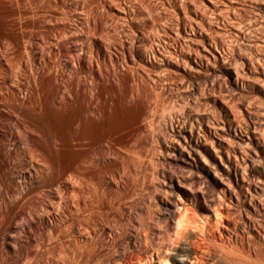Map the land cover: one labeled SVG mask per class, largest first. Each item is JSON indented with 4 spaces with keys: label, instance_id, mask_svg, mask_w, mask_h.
<instances>
[{
    "label": "bare ground",
    "instance_id": "1",
    "mask_svg": "<svg viewBox=\"0 0 264 264\" xmlns=\"http://www.w3.org/2000/svg\"><path fill=\"white\" fill-rule=\"evenodd\" d=\"M180 198L264 264V0H0L2 263L189 264Z\"/></svg>",
    "mask_w": 264,
    "mask_h": 264
},
{
    "label": "rangeland",
    "instance_id": "2",
    "mask_svg": "<svg viewBox=\"0 0 264 264\" xmlns=\"http://www.w3.org/2000/svg\"><path fill=\"white\" fill-rule=\"evenodd\" d=\"M146 160L148 161V159L146 158ZM146 160L144 161L145 163H147L146 162ZM143 190H145L146 192H147V189H143ZM145 192V193H146ZM178 202H179V204H178V206H177V208H176V210H177V212L178 213H185L187 216H188V223L186 222V225H187V231H192L194 234H195V241H197L198 243H200L202 246H203V248H204V250H201V251H199V253L197 254V255H195V257H193L192 258V260H191V262H189V264H204V260L207 258V256L209 255V253H211V251L209 250V248H206V246H207V244H208V235H210L211 234V232L212 231H220L223 227H224V222L225 221H231V220H233L234 221V219H237L234 215H228L227 214V211H226V208H225V206L223 205V206H219V209H221V215H217L216 213H199V212H196V211H194L193 210V208H192V205H191V203L189 202V201H185L183 198H180L179 200H178ZM148 204V203H147ZM147 204H146V212L148 211V208L147 207H149V204H148V206H147ZM152 206L150 205V207H149V209L151 210L152 208H151ZM149 213H153V211H148ZM149 213H147V215H146V217L153 223V224H157V225H159V223H157V220L156 219H154L155 217H153L152 215H154V214H150V215H148ZM151 216V217H150ZM145 216H144V218H146ZM153 218V219H152ZM26 219L27 218H23V219H21V220H19V222L20 223H26ZM25 220V221H24ZM21 231L22 230H20V236H21V238L23 239V240H25L26 239V235H23V234H25L23 231H22V233H21ZM145 231H142V235L144 236V234H146V232L144 233ZM25 236V237H24ZM38 238H39V236H38V233H37V235H36ZM24 237V238H23ZM37 244V243H36ZM35 245V243L32 245L33 247H31L33 250H37V248L39 247L38 246V244L36 245V246H34ZM206 245V246H205ZM46 246V247H45ZM44 247H42V249H43V252H44V250L45 249H49L50 251H52L51 249H53V248H49V246L48 245H45ZM161 246V247H160ZM157 247L159 248V250L160 249H163L162 247H163V245L162 244H159L158 243V246L156 245V246H154V248H153V250H157V251H159L158 249H157ZM31 249V250H32ZM40 250H41V248H39ZM117 249V247H113L112 248V251L114 252V250H116ZM47 251V250H45V258H46V260L47 261H53V260H56L55 258H53V256H55L54 254H55V252H53L55 249H53V251L50 253V251ZM209 250V251H208ZM242 251V250H241ZM49 252V253H48ZM58 252H59V250H58ZM57 252V253H58ZM111 252V251H110ZM208 252V253H207ZM53 253V254H52ZM0 256H1V258L3 257L4 258V256L2 255V253L0 252ZM48 255V256H47ZM50 255V256H49ZM105 255H107V254H105ZM105 255H104V257H105ZM207 255V256H206ZM26 256V255H25ZM23 257V261H21V263L22 264H30V262H31V264H32V261H33V264H37V263H34L35 261H34V259H32L31 257H29V255L28 256H26V257ZM31 256V255H30ZM108 256V255H107ZM106 256V257H107ZM47 257L50 259H47ZM206 257V258H205ZM1 258H0V263L1 264H3L4 263V260H3V258H2V261H1ZM29 258V259H28ZM32 260V261H31ZM50 261V262H51ZM253 261H255V262H257L258 264H259V262H258V260H254L253 259ZM3 262V263H2ZM20 263V264H21ZM152 263H154V260L152 261ZM135 264H138V263H135ZM170 264H172V263H170ZM253 264H256V263H253ZM260 264H262L261 262H260Z\"/></svg>",
    "mask_w": 264,
    "mask_h": 264
}]
</instances>
